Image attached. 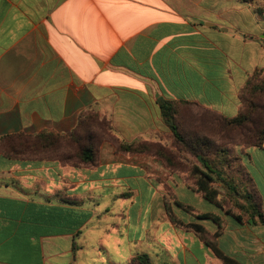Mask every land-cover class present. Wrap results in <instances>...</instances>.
Masks as SVG:
<instances>
[{"label": "crops", "instance_id": "0c3cea01", "mask_svg": "<svg viewBox=\"0 0 264 264\" xmlns=\"http://www.w3.org/2000/svg\"><path fill=\"white\" fill-rule=\"evenodd\" d=\"M249 15L262 23L255 34L245 28ZM263 69L264 18L252 3L0 0V138L71 136L80 115L93 110L121 140L164 144L172 131L163 102L227 117L231 106L239 113L242 89ZM242 157L264 212V147ZM160 176L196 215L220 218L176 214L180 221L201 225L226 257L264 264V224L181 201L180 190L203 206L206 200L164 163L119 153L109 140L95 165L0 156V264H115L111 249L129 263L147 254L149 240L170 264H224L197 234L171 222L165 195L154 190Z\"/></svg>", "mask_w": 264, "mask_h": 264}, {"label": "trees", "instance_id": "16d2710c", "mask_svg": "<svg viewBox=\"0 0 264 264\" xmlns=\"http://www.w3.org/2000/svg\"><path fill=\"white\" fill-rule=\"evenodd\" d=\"M238 1L250 3V0ZM258 11L260 10L258 9ZM240 102V111L233 118L206 111L212 116V133H206V130L199 127V124L193 130L194 133L191 132L188 136L180 131L178 122L179 104L183 102L162 103L163 117L171 128V141L175 144L174 146L178 151L194 156L201 166H187L179 159V152H174L159 142L144 140L127 142L119 139L115 135L111 123L107 119H101L99 114L93 110L85 111L80 115L77 127L71 136L42 132L36 135L19 134L2 137L0 138V156L14 160L52 158L76 166L95 165L102 143L100 140H109L116 145L119 153L128 156L151 154L161 159L168 169L183 177L192 191L201 194L206 201L225 213L235 216L240 222L245 221L252 225L264 224V212L256 184L246 170L242 157L252 147H264V118L258 120V116L262 112L264 113V69L255 71L247 81L240 93ZM190 105L199 106L198 104ZM217 123L222 131L238 132V136L242 138L241 143L237 144L236 140L229 136L227 137L229 145L218 147L216 143ZM201 130L206 134L202 135ZM65 145L68 147L69 155H59L61 147ZM232 145L235 147L243 145L244 147H242V151L238 148L232 150ZM235 164L237 167L233 166ZM216 183L228 191V196L235 199L242 197L244 202L239 206L242 212L235 214L226 209L223 201L219 198L221 192L214 187ZM177 206L187 213L194 212L192 215H195L199 220L220 222V218L216 215H196L193 207L181 202H177ZM173 220L178 227L197 234L224 264H240L226 257L208 237V233L201 225L184 224L180 220ZM128 264H153V261L148 254L138 253Z\"/></svg>", "mask_w": 264, "mask_h": 264}, {"label": "rangeland", "instance_id": "374dc122", "mask_svg": "<svg viewBox=\"0 0 264 264\" xmlns=\"http://www.w3.org/2000/svg\"><path fill=\"white\" fill-rule=\"evenodd\" d=\"M250 3L254 4L256 6L257 10L259 9L262 12V15L264 18V0H250ZM245 22L247 23L245 28L250 33L255 34L256 32L260 31L262 23L259 22V24L257 25L256 22H253L251 15H249L248 18L245 19ZM226 100L234 102V96H233L232 91H230V92H229V90L227 91ZM231 108H232V106L227 111V115H228L227 117L228 118H233L238 114L236 111L232 112ZM263 118H264V113L262 112L258 116V120H262ZM211 121H212L211 114L209 112H206V110H204L201 106H194V105H190V104L184 105L183 103L179 104V110H178L179 128H180V131H182L186 136L190 135L191 132H193V130H195L196 126L199 124H200L199 127L204 128L206 130V133H209V132L212 133L211 128L213 125H212ZM217 126L218 127H217V131H216V137H217L216 143L218 144V147H224L225 145H229V142L227 140V137H229V136H231L232 139L236 140L237 144L241 143L242 138H240L238 136V134H239L238 132H231V133L225 132V130L224 131L220 130L218 123H217ZM206 133L201 130L202 135L206 134ZM100 141L103 142V140H100ZM212 142L214 143L215 141H212ZM164 144L166 146H168L169 148H171L172 151L179 152L178 153L179 159L181 161H183L184 164H186L187 166H190V167H193L195 165L201 166L198 163L197 159L194 156H192L191 154H188V153L183 152V151H178L177 147L174 146L175 144L171 141V139H168L167 141H165ZM242 147H244V146L240 145V146L235 147L232 145V150H235L236 148H238V150H241ZM67 148L68 147L66 145L61 147L62 150H60L59 155H63V154L65 156H67L66 154L69 155ZM135 155L136 156H144V155H148V154H135ZM149 156L153 157V159L158 160L159 162L164 163L161 159L155 157L154 155L150 154ZM233 166L237 167V164H235ZM168 172H170L172 175L177 174L176 172H174L170 169H168ZM157 179L160 182V185H155L154 190L155 191L161 190L162 193L165 195V207H166L167 214H168V217L170 218L171 222L174 225H176L174 223L173 219L179 220L177 215L179 217L184 218L185 220H189L192 217V213H194V212L187 213L183 209L179 208L177 206V202H179V201H178V198L176 197V195L174 193V187L171 186V184L167 183V181H165L166 178L163 176L157 177ZM137 185H139V183ZM214 187L221 192V195L219 198L223 201L222 203H223V205H225L226 209L231 210L235 214L242 212V210L239 208L240 204L244 202L242 197L240 198L242 200H240L239 198L235 199V198L228 196L227 195L228 191H226V189L218 183L214 184ZM143 191L144 190L142 188V192ZM143 194L144 193H141V195H143ZM178 197L183 202L193 203L194 205H196V207H198V209H202V207H205V208L209 207V208H212L213 210H216V211L219 210L217 206L209 203L208 201H204L205 202L204 206L202 204H199L194 199V197L185 196L184 193L182 192V190L178 191ZM119 205H120V203L116 204L117 209H118ZM140 205H141V199L137 205V209L134 208V210H133L134 216L138 217L137 212L139 211L138 207ZM112 207L113 206H111V208ZM195 214H196V211H195ZM172 217H173V219H172ZM137 222L139 223V220H137ZM137 233H139V227L137 228ZM147 243L152 245L151 249L147 250V254L152 258L153 264H170V255L169 254L160 250V248H158V246L152 240H151V242H150V240L147 241ZM110 255H111V259H110L111 262H114L115 264H127L128 263V262H125V260H123V258L121 256H119L118 254H116L112 249L110 250Z\"/></svg>", "mask_w": 264, "mask_h": 264}]
</instances>
